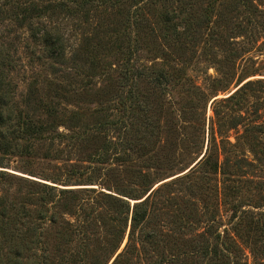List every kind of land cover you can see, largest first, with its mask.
<instances>
[{
  "label": "trees",
  "instance_id": "trees-1",
  "mask_svg": "<svg viewBox=\"0 0 264 264\" xmlns=\"http://www.w3.org/2000/svg\"><path fill=\"white\" fill-rule=\"evenodd\" d=\"M95 1H0V27L13 22L28 29L50 70L18 100L10 76L17 61L0 30V152L29 155L47 144L57 150L51 158L63 169L24 170L30 176H22L0 168V193L16 186L11 197L0 194V264H248L239 255L246 247L264 257V184L250 171L264 158L263 124L249 120L243 136L231 142L226 132L236 123L226 124L228 115L219 114L214 100L206 135L207 92L180 73L183 101L174 107L169 99L159 110V103L151 105L140 93L138 81L166 83L170 73L137 57L157 3L161 26L150 31L178 57L193 53L201 27L215 24L220 31L231 11L254 15L257 6L253 0H206L195 20L192 0H101L112 12H95L91 20L84 11ZM124 43L125 56L113 68L105 58ZM40 82L48 89L44 95L38 94ZM77 184L95 186H72ZM251 184L258 189L252 191ZM48 227L55 235L77 231L81 246L69 251L64 246L72 240L64 237L62 247L50 253L48 239L41 237Z\"/></svg>",
  "mask_w": 264,
  "mask_h": 264
},
{
  "label": "rangeland",
  "instance_id": "rangeland-1",
  "mask_svg": "<svg viewBox=\"0 0 264 264\" xmlns=\"http://www.w3.org/2000/svg\"><path fill=\"white\" fill-rule=\"evenodd\" d=\"M99 1L101 0L95 1L98 2V6L93 2L94 4L87 11H84V13L90 11L91 20L95 12L97 16H104V14L112 12L110 7L105 6V4L101 5ZM252 2L257 6V10L253 11L254 15L245 13V10L242 12L240 10L231 11L227 15L229 18H226L228 24L224 25L223 21H220V31H218V28L216 29L215 24L212 25V29L206 26L201 27L194 41L193 53L183 57H178L171 49H167L168 44L162 37L151 33L150 27L161 26L159 20H161L162 6L159 3L153 5L149 12V23L144 28L147 31V38L144 41H140L141 45L137 57L144 64L164 67L170 73V79L166 83L163 79L159 81L148 77L141 79L138 81L140 93L148 96L147 99L151 105L159 103V110L160 105L164 107L169 99L173 102L174 107H177V103L183 101V98L178 93L180 91V85L178 84L179 75L180 73L181 75L182 73H187L192 77L193 83L208 94V103L205 111L206 135L210 128V118L213 117L212 102L214 100L213 105L219 114L221 116L224 114L228 115L226 124L234 125L232 121L236 123L233 128L228 129L226 132L231 142H235L237 137L243 136L244 127L251 119H257L258 123H262L264 126V0H253ZM219 3V1L215 2L217 7L215 13L218 16L219 8H221ZM206 4V0H192L190 11L195 20H197L198 14L205 9ZM166 7L172 8L170 4H167ZM215 13L214 19L217 18ZM170 14L172 15L173 12ZM182 15L179 14L175 22L180 23ZM247 19H249L248 22ZM67 24H69V28H74L75 26L72 20H68ZM0 30L1 33L7 35V48H9L11 56L16 58L17 61V67L10 76L12 81L17 84L16 93L19 100L21 99L20 93L26 92L34 79L41 81L45 76L50 75V70L46 60L42 58L39 45L30 39L28 29L19 28L13 22H6L0 27ZM74 36L81 38L78 34H74ZM126 48V43L120 47L113 48L114 51L105 58L106 62L113 68L117 67L121 58L125 56ZM248 80L252 83L236 94L234 98L228 101L223 100V98L233 93L242 83ZM97 85H103V81L98 80ZM167 85L169 86L167 87ZM39 86L38 94L44 95L48 90L47 87L41 82ZM85 106L91 109L96 106V103ZM86 112L90 111L86 110ZM157 120L158 126H163L164 116H159ZM89 123L90 121L87 122V124ZM212 126L216 140L219 141L220 136L217 131L220 128V124L217 118ZM261 130L264 131V127ZM162 137L163 134L160 133L159 140L161 142ZM45 145L44 148L36 147L29 155H22L18 152L3 155L0 152V157L3 159L4 164L0 168L22 176H30L26 171L40 174L57 170L62 171L63 169H60L62 162L56 160V158H51L54 153L57 154V150H48L46 149L48 147L47 144ZM245 153L249 158H253V153L248 151L246 146ZM254 163L255 166L250 171L259 175V178L263 179L262 182L264 184V158L260 162L254 161ZM169 177L160 179L159 182ZM72 186L86 187L95 185L77 184ZM250 186L252 191L258 189L254 188L255 185L253 184ZM15 190L16 186L14 185L10 190L2 191L0 194L5 196L8 194L11 197L15 194ZM62 218L70 221L74 220L73 216L69 215ZM80 236L77 231L72 233L68 231L67 235H55L52 227H48V235H41L42 238L48 239V250L50 253H55L53 248L56 250L57 247H62L61 240L64 237L72 240L64 248L69 247V251H72L80 247L81 243L78 240ZM98 236L103 237V235ZM126 239V235H124L118 251L122 249ZM239 255L242 261H246L248 264H264V257H254L247 247L241 248Z\"/></svg>",
  "mask_w": 264,
  "mask_h": 264
}]
</instances>
